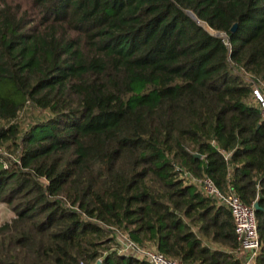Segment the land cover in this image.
<instances>
[{
	"label": "trees",
	"instance_id": "obj_1",
	"mask_svg": "<svg viewBox=\"0 0 264 264\" xmlns=\"http://www.w3.org/2000/svg\"><path fill=\"white\" fill-rule=\"evenodd\" d=\"M242 69L264 81V0H0V264H150L105 227L243 264L230 211L182 171L257 203L264 264V122ZM28 106L49 116L23 129Z\"/></svg>",
	"mask_w": 264,
	"mask_h": 264
},
{
	"label": "built area",
	"instance_id": "obj_2",
	"mask_svg": "<svg viewBox=\"0 0 264 264\" xmlns=\"http://www.w3.org/2000/svg\"><path fill=\"white\" fill-rule=\"evenodd\" d=\"M212 32L210 33L221 37L224 45L231 48L226 33ZM239 74L243 77L245 84L251 88L253 104L260 110L261 119L264 122V81L252 76L244 69L240 70ZM0 154L8 157L3 149H0ZM228 157L226 155V159ZM180 177L186 180V183L196 186L206 196L216 200L218 205H223L230 211L235 224V235L238 242L237 255L242 258L243 264H257L263 248L256 216L257 203L254 202L250 205L244 203L232 190L222 193L209 177L198 178L186 171H182ZM105 228L109 230L110 236L116 239L118 243L116 249L120 254L137 256L150 264H187L180 259L167 257L156 247L142 246L132 241L127 234L117 228Z\"/></svg>",
	"mask_w": 264,
	"mask_h": 264
},
{
	"label": "rangeland",
	"instance_id": "obj_3",
	"mask_svg": "<svg viewBox=\"0 0 264 264\" xmlns=\"http://www.w3.org/2000/svg\"><path fill=\"white\" fill-rule=\"evenodd\" d=\"M12 3H14L16 0H8ZM25 8L27 4H24ZM30 11V10H29ZM31 14H33V11H31ZM210 32H212L208 27H206ZM213 33V32H212ZM47 112H42L39 109L28 106L18 117L17 122L21 124L23 129H29L31 123H38L39 121L46 119L48 117ZM35 123V124H36ZM51 132L49 130H44V131H38L36 133L37 137L43 138L45 136L50 135ZM15 214L14 212L4 203L0 202V226L10 222L12 219H14Z\"/></svg>",
	"mask_w": 264,
	"mask_h": 264
},
{
	"label": "water",
	"instance_id": "obj_4",
	"mask_svg": "<svg viewBox=\"0 0 264 264\" xmlns=\"http://www.w3.org/2000/svg\"><path fill=\"white\" fill-rule=\"evenodd\" d=\"M237 30V25H234V27L232 28V32H236ZM257 209H258V205H257ZM97 264H101L100 262H98Z\"/></svg>",
	"mask_w": 264,
	"mask_h": 264
}]
</instances>
